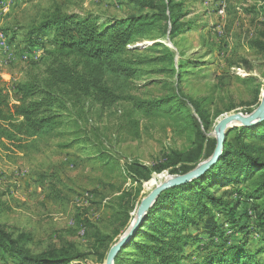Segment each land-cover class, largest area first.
<instances>
[{
	"label": "rangeland",
	"instance_id": "1",
	"mask_svg": "<svg viewBox=\"0 0 264 264\" xmlns=\"http://www.w3.org/2000/svg\"><path fill=\"white\" fill-rule=\"evenodd\" d=\"M55 4L69 13L99 18L146 16L134 25L132 47L140 49L148 62L130 82L129 94L153 100L175 92V73L169 72L163 52L168 47L181 60L183 81L178 92L183 101L188 102L187 95L201 103L213 122L208 133L201 130L198 148L190 151L197 159L188 164L189 170L181 163L160 170L170 163L166 154L173 156L189 147L186 127L177 112L164 109L146 115L136 111L131 117L128 98L109 108L86 99L70 106L64 112V125L49 135L27 140L21 148L7 142L8 149L0 145V226L15 237L28 236L30 253L55 264H107L110 250L133 225L142 201L162 184L210 159L208 155L217 146L215 128L223 118L252 113L260 105L264 94V0H0V80L13 104L18 85L42 69L43 51L29 45L27 31ZM157 13L163 14L164 21L143 25ZM173 26L179 28L174 36ZM240 127L228 131V144L224 142L220 158L228 151L231 164L224 165L217 178L242 177L239 169L244 159L233 151L238 148ZM262 128L244 133L243 142L264 161ZM140 166L152 172L148 179L144 173L138 181L129 173L132 167L143 170ZM262 170L253 168L247 178ZM251 187L240 181L219 184L208 191L218 196L215 204L194 193L189 198L176 193L170 209L159 219L145 222L144 230L154 234L152 226L164 219L180 222L178 208L194 202L191 221L195 224H181V234L190 244L184 251L190 257L182 264H200L212 241L221 244L226 237L238 243L248 236L254 248L261 235L254 216L256 201L248 199ZM243 224L247 229L240 232ZM211 231L216 232L214 237ZM136 240L141 248L129 245L118 264L156 262V257L143 253L151 239L139 234ZM10 257L0 250V264L21 262Z\"/></svg>",
	"mask_w": 264,
	"mask_h": 264
},
{
	"label": "trees",
	"instance_id": "2",
	"mask_svg": "<svg viewBox=\"0 0 264 264\" xmlns=\"http://www.w3.org/2000/svg\"><path fill=\"white\" fill-rule=\"evenodd\" d=\"M164 19L162 13H157L149 19L150 22L143 25ZM140 20L145 21L146 16L122 20L99 18L89 13L81 15L66 12L58 4L44 11L42 18L28 29L26 39L31 47L43 51L42 69L30 74L18 85V98L14 104L11 102L9 91L0 80V145L8 149L5 145L7 142L9 145L21 148L27 140L49 135L64 125V112L70 106H77L86 99H92L100 106L109 108L128 98L133 107L130 112L131 117L135 116L136 111H143L146 115L157 114L164 109L166 111L169 109L168 112L172 109L177 112L186 127L185 139L189 142V147L175 152L173 156L166 154L170 163L165 164L166 166L160 170L180 163L186 164L185 170L191 169L188 164L197 158L190 151L195 146L198 148V141L203 138L201 130L203 129L204 133L211 130L213 126L211 114L207 109H203L201 103L198 104L187 95L184 98L192 103V106L183 101V97L178 92V85L183 81L181 60H177V52L168 47L164 48L163 52L170 64L169 72L175 73L176 81L173 82L175 92L153 100L134 98L129 94L130 82L136 77L139 68L148 62L140 49L132 47V31L136 30L134 25ZM177 31L179 28L173 26L172 36L176 35ZM173 102L178 103L175 108L167 106ZM131 122L130 119L129 123ZM258 127H264V121L251 128H239L241 133L237 136L238 148L233 151L236 156L244 159L239 169L242 177H216L224 165L231 164L230 159L227 158L228 151H224L221 158L200 177L162 192L144 217L143 225L126 242L114 263L118 264L129 245L141 248L136 237L145 234L151 239L152 244L145 245L143 253L156 257V262L151 261L150 264H182L190 257H186L184 252L190 244L181 234L184 228L183 226L181 228V224H195L191 221L195 209L194 202L184 208L183 206L178 208L177 216L180 222L171 223V220L164 219L160 220L159 224H154V227L152 226L154 234L145 232L144 226L147 221H155L163 212L169 210L172 205L171 200L177 195L176 193H184V198H189L190 194L194 193L203 201L209 200L215 204L218 196L209 194L210 189L222 183L236 185L240 181L248 182L252 186L248 199L256 201L254 216L259 223L261 241L251 248L248 236L238 243L229 242V237L222 240L221 244H214L213 240V244H210L211 250L204 254L200 264H264V161L249 152L246 149L249 145L243 142L244 133ZM262 130L259 134L264 141V128ZM228 135L229 132L225 144H228ZM233 151L230 150L229 154ZM213 153L214 150L208 156H212ZM257 167H262L263 170L254 178H247L252 169ZM142 169L139 168L138 171L132 167L129 173L138 181H140L138 177L144 173L148 179L152 172ZM186 173L188 172H183ZM246 229L247 226L243 224L240 232ZM210 235L214 237L216 232L211 231ZM221 236L225 237V234L222 233ZM28 241L29 238L25 234H18L15 237L13 233L0 226V250L10 254L12 261L20 259L21 262L16 264H55L44 256H33L26 248Z\"/></svg>",
	"mask_w": 264,
	"mask_h": 264
},
{
	"label": "water",
	"instance_id": "3",
	"mask_svg": "<svg viewBox=\"0 0 264 264\" xmlns=\"http://www.w3.org/2000/svg\"><path fill=\"white\" fill-rule=\"evenodd\" d=\"M264 121V96L258 108L249 114H232L225 118H223L219 124L215 128L214 135L216 136L217 146L214 150V153L210 157V159L203 164H201L196 169L173 178L172 180L162 184L158 188H156L146 199H144L137 211V217L131 226V228L127 231V233L122 237V239L110 250L107 258V264H114V260L116 256L121 252L124 248L126 242L134 235L136 230L142 226L144 217L148 213L149 209L155 204L159 196L162 192L188 183L193 179L200 177L203 173H205L211 166H213L218 159L220 158V154L222 151L223 144L226 139L227 132L229 129L242 126V127H253L260 122Z\"/></svg>",
	"mask_w": 264,
	"mask_h": 264
},
{
	"label": "bare ground",
	"instance_id": "4",
	"mask_svg": "<svg viewBox=\"0 0 264 264\" xmlns=\"http://www.w3.org/2000/svg\"><path fill=\"white\" fill-rule=\"evenodd\" d=\"M263 96H264V94H263Z\"/></svg>",
	"mask_w": 264,
	"mask_h": 264
}]
</instances>
